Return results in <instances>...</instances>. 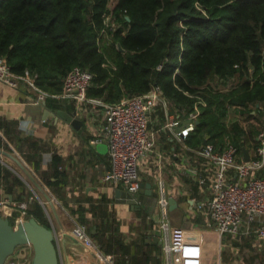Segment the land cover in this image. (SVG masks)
<instances>
[{"label":"trees","instance_id":"obj_1","mask_svg":"<svg viewBox=\"0 0 264 264\" xmlns=\"http://www.w3.org/2000/svg\"><path fill=\"white\" fill-rule=\"evenodd\" d=\"M110 1L0 0V57L14 73L35 75V84L51 94L62 92L66 77L79 66L93 74L87 96L109 104L157 86L168 112L182 117L193 109L194 96H202L207 105L186 143L196 148L206 141L222 148L228 139L239 155L254 148V131L246 132L237 122L228 128L226 118L232 106L249 114L257 104L264 106V0ZM108 16L115 29L107 24ZM231 78L237 82L234 89L213 92L211 85L217 80ZM157 110L163 117L162 107ZM2 143L0 136V147ZM31 159L26 155L28 162ZM61 164V156L54 154L40 172L48 186L60 189L65 184ZM40 165L39 160L33 163L36 170ZM145 208L141 205L134 213L145 217ZM71 214L95 230L92 236L100 249L118 256L116 264H161L160 244L144 239L126 243L108 219L102 225L88 220L83 207ZM26 217L51 227L36 200ZM226 239L232 250L249 245L243 236Z\"/></svg>","mask_w":264,"mask_h":264},{"label":"built area","instance_id":"obj_2","mask_svg":"<svg viewBox=\"0 0 264 264\" xmlns=\"http://www.w3.org/2000/svg\"><path fill=\"white\" fill-rule=\"evenodd\" d=\"M35 75L14 73L5 57H0V82L12 88L26 84L35 93V102L40 103L47 98L63 99L75 105L76 111L85 105L100 107L104 113L103 138L92 143L105 140L108 146L109 165L102 181L119 187L136 198L140 191V165L142 160L156 153L158 130L151 127L152 115L156 107L161 106L165 122L159 129L167 132L179 143L185 163L191 160L206 164L208 172L197 177L203 187V196L191 199V214L202 216L208 223L215 224L216 239L219 243L217 256L212 264H223L222 246L227 234L252 238V245L257 250H264V106L257 104L251 114L242 113L240 106L229 108L226 118L227 127L237 122L248 132L254 131L256 146L249 151L250 159L245 161L243 153L239 155L237 148L228 139L222 148L205 142L192 148L186 143L188 135L194 131L201 108L207 105L202 96L196 98L193 109L185 114L186 123L180 128V114H171L162 91L153 86L150 92L123 98L115 104L106 103L99 98L87 96L93 74L87 69L75 66L64 82V89L57 94L48 93L35 84ZM237 86L234 78L219 79L212 84L213 92H227ZM191 96V95H190ZM162 162L168 155L156 154ZM184 173L191 171L188 164ZM157 204L147 220L154 221L156 229L153 239L158 240L165 264H207L208 249L203 241V234L175 226L170 216L169 199L164 178L158 176ZM32 197L28 201L0 199V214L13 219L14 225L23 223ZM17 212L16 215L14 213ZM68 236L82 247L85 264H116L113 254L105 253L89 232L86 225L75 222L68 230ZM33 248L30 244L19 246L5 264H31ZM86 258V259H85ZM62 261V258H61ZM63 264V261H62ZM235 264V261L232 263Z\"/></svg>","mask_w":264,"mask_h":264},{"label":"crops","instance_id":"obj_3","mask_svg":"<svg viewBox=\"0 0 264 264\" xmlns=\"http://www.w3.org/2000/svg\"><path fill=\"white\" fill-rule=\"evenodd\" d=\"M46 100L36 103L35 93L26 84L12 88L0 82V136L3 141L0 147V164L2 165L0 168V199L28 201L32 195L38 197H35L36 199L32 202L36 200L44 208L51 227L56 231V245L65 264H67V257H73V260L76 257L77 260L73 264H80L79 262L85 264L82 259L85 252L67 233L70 227L78 222L76 216L71 214V210L78 207L85 209V217L88 220L94 219L100 225L107 219L108 222H112L114 217L116 235L121 238L125 236L129 241L135 237L137 232L134 227L137 225L141 227L146 243L150 241L160 244L158 240L153 239L156 224L146 219L148 213L145 217L135 215L133 214L135 210L129 205L115 202V190L119 187L102 181L109 165L108 146L105 140L92 143L95 139L103 138L104 113L102 109L85 105L84 108L76 111L75 105L66 100L54 99L49 103H46ZM157 108L152 115L151 124L153 129L158 130L156 153L146 156L140 165L141 182L150 183L152 192L156 193V196L139 191L136 194L137 202L140 207L141 205L147 206L150 200L157 204V181L158 176L161 175L165 180L168 195L177 202V206L170 212L181 209L183 216L190 219L187 221L188 224L183 226L184 229L203 234L205 242V235H216L215 224L208 223L207 219L202 216L196 217L191 214V199L203 196V187L198 183L197 177L201 174L199 170L208 172L207 165L195 160L184 162L179 143L167 132L159 130L165 122V115L163 112V117L160 116ZM60 112H75V117L82 121L81 124L78 127L72 126ZM174 113L176 112L171 114ZM180 119L177 129L186 123L183 116ZM101 144L106 145L107 149H99L98 145ZM159 152L167 154L168 158L160 162L156 155ZM54 154L61 156L62 164L59 170L67 175L65 184L60 189L58 186H48L40 176V172L46 170L45 167L51 162ZM21 155H28L33 159L27 162L21 159ZM13 157L19 161L22 160L20 162L26 171ZM38 160L41 165L39 170H36L33 163ZM182 164L190 165L189 174L184 173ZM26 166L33 173H30ZM4 170L10 172L11 175L5 176ZM22 173L23 175L28 173L32 179L34 175L51 195L50 189L53 191L54 209L50 206L46 193L41 190L37 181L33 182L30 179L32 183L29 185L24 181ZM13 175L20 182L15 181ZM193 185H196L197 189H194ZM179 199H185V202H178ZM155 208L156 206L151 208L149 213L152 214ZM125 238L124 242H126ZM244 241L247 243L253 239L247 238ZM224 242L227 245L225 246L226 251L236 256L239 251L231 249V242L228 239L226 241L224 239ZM205 245L211 248L207 242ZM242 246L244 247L245 244L242 243ZM160 257L161 264H165L162 253ZM211 261L213 262V259L207 260V264H211Z\"/></svg>","mask_w":264,"mask_h":264},{"label":"water","instance_id":"obj_4","mask_svg":"<svg viewBox=\"0 0 264 264\" xmlns=\"http://www.w3.org/2000/svg\"><path fill=\"white\" fill-rule=\"evenodd\" d=\"M118 48L123 51L120 44H118ZM60 114L74 127H78L82 122L75 117V112H60ZM98 148L107 149L106 145L102 144L98 145ZM243 156L245 161L250 159L248 149H243ZM13 159L25 170L16 157H13ZM140 193L153 194L156 196V193L152 192L151 184L147 182H141ZM46 197L50 206L54 209L53 200L49 198L48 195H46ZM114 197L115 202L125 203L133 210L140 209L137 199L121 188L115 190ZM176 206V200L170 198V210H173ZM94 233L95 230H93L91 234L94 235ZM55 240L56 231L52 227L48 228L40 224L34 217H29L23 223L13 226L9 219L0 214V264H5L6 260L19 246L28 244L33 248L31 264H62ZM67 264H73L69 257H67Z\"/></svg>","mask_w":264,"mask_h":264},{"label":"rangeland","instance_id":"obj_5","mask_svg":"<svg viewBox=\"0 0 264 264\" xmlns=\"http://www.w3.org/2000/svg\"><path fill=\"white\" fill-rule=\"evenodd\" d=\"M115 3V0H111L110 1V4L111 5H113ZM110 17L108 16L107 17V24H109V25H112V28L113 29H115L116 28V26H115V24H112L111 23V19H109ZM212 83H214V81L212 82ZM229 120V122L228 123H230L232 120H233V114H232V112L230 113V117H229V115H227V121ZM231 125V124H230ZM21 159L22 160H26V156H23V155H21ZM22 160H20V161H22ZM27 161V160H26ZM28 162V161H27ZM27 165V164H26ZM0 168H2V165L0 164ZM26 168H27V166H26ZM28 170H29V168H27ZM30 171V173H33V172H31V170H29ZM29 171H28V173H29ZM4 173L6 172V170H4L3 171ZM18 172H20L19 170H18ZM28 173H26V175L24 176L23 175V173H22V175H23V177H24V181L26 182V183H32V181L34 182L35 180L37 181V184H39L40 186H41V190H44V192L46 193V195H48L49 196V198H51L53 201H54V199L52 198L53 197V191L50 189V191H51V193H52V195L49 193V191H48V189H46L37 179H36V177L33 175V179L31 178V177H29V175H28ZM1 175V174H0ZM32 181H31V180ZM30 180V181H29ZM30 185V184H29ZM30 187H32V186H30ZM36 193V192H35ZM37 194V193H36ZM27 197H29L28 195H27ZM33 199H36V198H38V197H36V196H31ZM36 197V198H35ZM39 200V199H38ZM154 206H156V204H155V202H153V200H150L148 203H147V206H146V208L145 209H147V212L151 209V208H153ZM133 214H135V213H133ZM150 213H148V215H149ZM136 215V214H135ZM170 216H171V218H172V222H173V224L175 225V226H178V227H181V228H183L184 229V225H187L188 224V222L187 221H189L190 219H188V217L187 216H183V214H182V210L181 209H178V210H175V211H171L170 212ZM137 220L139 221V217H137ZM78 221V220H77ZM115 225H116V219L113 217V220H112V222L110 223L109 222V227L110 226H112V227H115ZM71 228V227H70ZM89 231L91 232L92 231V227H90V225H89ZM134 229L136 230V232H137V235L135 236V237H133L132 239H130L129 241L125 238V236H123L124 238H125V241H126V243H135V244H138V243H140L143 239H144V237H143V233H141V227H139V226H137L136 225V227H134ZM124 238H122L123 239V241H124ZM205 242H207L208 244H210L211 245V248H209L208 249V259H213V260H215V257L217 256V253H216V249H217V252H218V248H219V243H218V241H217V239H216V235H212V234H207V235H205ZM250 243V245H245L244 247L242 246L240 249V251L237 253V255L235 256V254H232L231 252H227L226 251V249H225V246H227V245H225V242L222 240V242H221V246H222V252H221V258H222V263L223 264H229V263H232V261H235V264H264V250H262V251H259V250H257V248L256 247H254L252 244V241H250L249 242ZM134 245V244H133ZM227 249H228V247H226ZM135 251V250H134ZM224 252H227L226 253V256H227V258L229 257V258H231L232 259V261L231 262H226V257H224ZM109 254H111V253H109ZM113 255H115V257H116V261H117V258H118V256H116V254H113ZM12 256V255H11ZM11 256L9 257V258H11ZM70 258V260L72 261V263L74 262L75 263V261L77 260L76 259V257H75V259L73 260V257L71 258V257H69ZM62 261H63V264H65V261H64V259L62 258ZM80 264H81V262H79ZM213 262L211 261V264H212ZM77 264V263H76Z\"/></svg>","mask_w":264,"mask_h":264}]
</instances>
